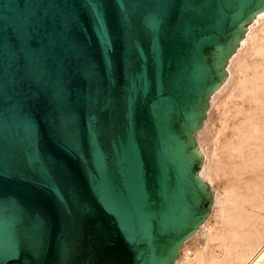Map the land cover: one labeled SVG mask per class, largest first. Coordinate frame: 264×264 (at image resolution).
Returning <instances> with one entry per match:
<instances>
[{
	"label": "water",
	"instance_id": "1",
	"mask_svg": "<svg viewBox=\"0 0 264 264\" xmlns=\"http://www.w3.org/2000/svg\"><path fill=\"white\" fill-rule=\"evenodd\" d=\"M264 0H0V264H174L212 190L193 134Z\"/></svg>",
	"mask_w": 264,
	"mask_h": 264
},
{
	"label": "bare ground",
	"instance_id": "2",
	"mask_svg": "<svg viewBox=\"0 0 264 264\" xmlns=\"http://www.w3.org/2000/svg\"><path fill=\"white\" fill-rule=\"evenodd\" d=\"M236 44L215 88L224 81L222 93L233 83L222 101L223 121L196 172L202 181L219 182L215 220L203 227L204 246L190 250L185 242L198 236L203 222L180 243L177 252L186 244L176 264H264V9L252 16ZM202 134L196 135L201 150Z\"/></svg>",
	"mask_w": 264,
	"mask_h": 264
},
{
	"label": "rangeland",
	"instance_id": "3",
	"mask_svg": "<svg viewBox=\"0 0 264 264\" xmlns=\"http://www.w3.org/2000/svg\"><path fill=\"white\" fill-rule=\"evenodd\" d=\"M228 59L229 58L225 60L226 66L224 65V70L226 71V73H227ZM223 82L218 87L219 89L222 86ZM232 85L233 83L231 82V84L228 85V87L225 88L222 93H218V88L216 90L214 89V91L209 95L210 99L208 98L205 114L201 122V125L193 134L195 145L197 146L199 153L202 155L201 157L202 165L200 168H202V166H204L206 162L205 153L209 155V150H210L209 143L211 139L213 138V136L218 132L221 122L223 121L224 116H223L222 101L224 100L225 96L228 95ZM211 99H213V102L211 101ZM201 131L203 132L202 137H201L203 150L199 148L197 139H196V135ZM203 182L207 185V187L210 190H212V196H211V201H210L208 212L202 220L203 223L201 222L202 224L200 223L201 224V225L199 224L200 227L196 230V233H198V236L195 237L193 240H190L189 238L187 241H185L187 245L189 246L188 248L190 250L193 249L195 246H199L200 244L202 246L205 243V238H204L205 235L203 233L206 231V229H203V227L205 225L207 226L208 224H212L215 220L214 214L216 212V209L214 206V202H215L216 194L219 191L217 190V187H220V185L218 181L212 182V184H209L206 180H203ZM185 242L181 244V246L178 249V252L176 251V254L174 256L175 260L173 259L174 264H176L177 261L182 257V249H183ZM189 255H191V253Z\"/></svg>",
	"mask_w": 264,
	"mask_h": 264
}]
</instances>
